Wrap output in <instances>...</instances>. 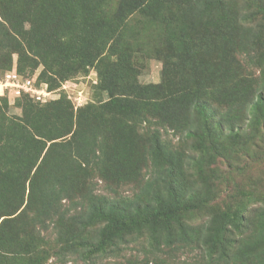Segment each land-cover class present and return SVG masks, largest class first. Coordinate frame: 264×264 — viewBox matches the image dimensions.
<instances>
[{
  "label": "rangeland",
  "instance_id": "obj_1",
  "mask_svg": "<svg viewBox=\"0 0 264 264\" xmlns=\"http://www.w3.org/2000/svg\"><path fill=\"white\" fill-rule=\"evenodd\" d=\"M141 1L116 0L112 7L117 11L132 9ZM15 2L6 6L0 0V19L5 14L10 19L4 21L6 27L11 29L15 24L16 32H22L30 25L25 12L31 11L35 3ZM158 4L151 0V9ZM183 7L179 4L171 10L179 14ZM226 8L228 14L195 23L185 11L176 32L163 34L162 38L151 35V23L142 24L138 12L132 15L130 29L124 34L130 39L128 43L138 45L129 81L133 88L127 95L129 109L120 110L109 102L111 94H119L121 87L114 82L111 89L104 86L107 81L102 84L99 79V70L106 73L112 67L118 71L125 67L112 65L117 55L115 47L108 45L117 42L113 41L116 31L103 49L107 46L100 65L75 74L63 73L71 68L67 64L73 63L59 58L65 50L71 51L66 40L68 30L65 35L54 33L53 38L58 40L46 46V54L55 55L48 68L30 53L29 46L22 45L28 51L21 62L22 73L40 75L55 90L57 97L53 101L64 99L69 103L72 117L67 128L91 132L101 146L95 147V156H89L87 164H81L80 173L74 168L56 214L45 223L31 219L36 209L28 197V181L22 185L13 176L7 180L3 177L0 194L6 196L0 199L2 206L10 202L12 207L23 197L21 206L0 225L7 250H25V257L32 258L27 263L32 264H62L63 259L65 264H215L208 257V244L203 242L218 226L221 210L242 205L244 235L264 224V105L256 111L252 108L260 93L255 78L258 74L264 77V0H236ZM19 60L17 52L11 57L6 51L0 52V73L18 66ZM53 69L60 74L49 71ZM9 100L3 105L0 98V123L22 118L29 105L44 111L50 108L25 97L18 104ZM198 101L210 113L206 120L196 111ZM52 120L47 127L52 125L55 132H62L64 120L57 127ZM45 122L40 120L39 124ZM71 133L63 137L70 138ZM63 137L47 144L65 140ZM166 182H170L183 205L202 201L199 208L181 212L180 224L174 223L169 229V244L164 240L166 229L157 227L122 232L104 249H98L95 245L101 222L81 228L60 218V214L68 217L82 210L88 194L126 201L127 205L154 204L157 198H165ZM180 225L188 241L181 239ZM238 236L226 234L217 249L220 253L224 248L218 263L226 264ZM62 245H70L73 250L64 258L59 254ZM83 249L87 250L86 259L77 251ZM15 255L8 254L7 261Z\"/></svg>",
  "mask_w": 264,
  "mask_h": 264
},
{
  "label": "trees",
  "instance_id": "obj_2",
  "mask_svg": "<svg viewBox=\"0 0 264 264\" xmlns=\"http://www.w3.org/2000/svg\"><path fill=\"white\" fill-rule=\"evenodd\" d=\"M2 1L6 6L17 4L15 1L35 3V7L33 5L31 11L25 12L30 25L28 29L26 28L22 32H16L15 24H11V29L6 27L4 21L6 19L10 21V19L6 18L5 14H1L0 52L6 51V54H9L10 57L13 52L19 54L20 60L16 70L20 74H24L21 71L23 56L28 54V51L22 47L24 43L31 49L28 48L31 51L30 53L34 57L40 58L48 68V66L53 65L55 55H52V53L50 55L46 54V46L50 42L58 40L53 38L54 33L60 32L65 35V30H68L66 40L71 47V51L66 52L65 50L63 56L59 57L64 62L73 63V65L66 63L71 68L64 70L63 73L68 75L86 72L88 67L94 64L100 65L105 58L107 46L105 50L103 49L113 36V32L116 31L113 41L117 39V42H111L108 45V48L115 47L114 54L117 55L112 65L125 67L119 69V71L116 70V67H112L106 73L99 70V79L102 84L107 81L104 86H109L111 89H113L114 82L121 87L120 95L115 94L113 96L111 94L109 99L113 106L121 110V108L129 109L126 104L128 89L133 88L132 83H130V74L133 71L134 55L138 50V45L134 42L133 45L128 43L127 41L130 39L124 34L130 29L129 22L132 20L131 17L134 13L138 12V18L141 17L142 24L148 26L151 23L149 25L152 28L151 35H158L159 38H162L163 34L171 35L176 32L177 25H181L178 20L185 16V11L188 15L187 18L190 17L191 22L195 23L225 13L228 14L226 5L236 0H156L159 4L156 8L153 7L154 10L151 9V0H143L132 6V9H122L120 11L112 7L113 1L116 0ZM245 1L255 3L256 0ZM179 4L184 5V10L177 14V11L173 12L171 9ZM135 8L136 11L134 12ZM84 44L87 45V48ZM59 55L61 54L56 56ZM31 60L34 61L33 58ZM49 71L59 73L54 69ZM260 71L262 74L263 70ZM37 79L45 82L40 75L37 76ZM255 81L260 88V93L252 103L253 111L264 105V77H260L258 74ZM124 83H127L128 86H125ZM22 97L34 101L27 95H21L15 98L14 101L18 104ZM0 98L3 105H6L9 100L7 96H0ZM63 100L43 102L45 105L50 106V108H46L47 111L42 108H35V105H29L24 108L22 118L6 119L0 123V160L2 162L0 165V182H2L3 177L7 180L10 176L22 181V185L25 181H28V197L36 209L31 219L35 222L45 223L54 213L56 214L58 201L61 199L62 192L68 190L69 177L74 168H76L77 174L80 173L81 164H87L89 156H95V147L97 145H99L98 147L101 146L100 142L97 141V137L91 132L71 131L69 127L67 128V125L71 124L69 121H71L72 115L67 108L69 103ZM35 103L40 104L38 101H35ZM196 111L203 120L210 116L202 101L196 102ZM40 120L46 121L44 125L39 124ZM51 120L53 123L55 121V127H57V123H62L64 120L66 125L64 130L57 133L52 125L47 127ZM69 133H71L70 138L63 137ZM57 137H63L65 140L58 143L52 141L47 144L48 141ZM43 150L45 151L40 159L41 162L37 163ZM44 161L45 164L43 165ZM34 167L35 170L32 171ZM163 187L166 192L165 198H157L154 204L147 202L140 205L139 203L130 202L127 205L126 201L110 200L103 195L88 194L82 210L68 217L60 214V218H66L71 225L77 224L81 228L101 222L102 226L99 228L98 241L95 245V248L98 249H104L114 237L122 232H137L143 228L154 230L157 227L166 229L164 240L169 244L172 241L169 229L174 223L180 224L181 212L186 209L199 208L202 201L197 200L192 204L183 205L170 182H166ZM23 188L25 190V187ZM22 192L20 193L23 194ZM5 196L4 193L0 194V199ZM22 202L23 197L20 202L12 207L9 206L10 202H5L7 207L4 208L1 204L3 201H0V225L4 224L7 215L15 213ZM242 213L241 204L233 210L230 207L221 210L218 214V226L206 236L203 243L208 244V257L211 261H215V264H221L218 261L224 256V248L220 253L217 252V249L222 245L224 237L229 232L238 233L239 236L234 246L235 249L224 263L264 264V224L255 230H251L248 235H244ZM180 228L182 230L179 232L181 239L188 241L189 237L184 234L181 225ZM5 240L0 229V264H32L27 263V260L32 258L25 257L27 254L24 253L25 250H7ZM200 242L202 243V240ZM70 247V245L60 246L59 254L62 258L72 253L73 250ZM77 251L80 256L83 255V259H86L87 250ZM7 253L16 255L7 261ZM65 263L66 260L63 259L62 264Z\"/></svg>",
  "mask_w": 264,
  "mask_h": 264
},
{
  "label": "built area",
  "instance_id": "obj_3",
  "mask_svg": "<svg viewBox=\"0 0 264 264\" xmlns=\"http://www.w3.org/2000/svg\"><path fill=\"white\" fill-rule=\"evenodd\" d=\"M27 95L34 101L46 102L55 99L56 92L46 82L38 81L36 75L20 74L16 66L0 73V96H7L9 99Z\"/></svg>",
  "mask_w": 264,
  "mask_h": 264
}]
</instances>
